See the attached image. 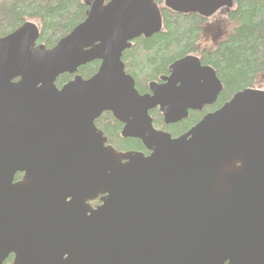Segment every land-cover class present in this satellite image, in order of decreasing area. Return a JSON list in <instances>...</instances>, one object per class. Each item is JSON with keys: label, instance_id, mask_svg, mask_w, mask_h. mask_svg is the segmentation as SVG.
<instances>
[{"label": "water", "instance_id": "95a60500", "mask_svg": "<svg viewBox=\"0 0 264 264\" xmlns=\"http://www.w3.org/2000/svg\"><path fill=\"white\" fill-rule=\"evenodd\" d=\"M82 2L86 19L52 49L37 45L35 21L0 39V264L10 254L12 264H264V90L236 93L172 139L148 111L159 106L171 124L213 103L215 70L188 55L141 96L121 58L132 40L162 31L158 6ZM234 6L164 2L203 18ZM94 61L82 79L78 69ZM65 74L74 78L58 90ZM104 111L150 154L107 145L93 125ZM17 172L25 178L13 184ZM98 195L96 210H81Z\"/></svg>", "mask_w": 264, "mask_h": 264}, {"label": "trees", "instance_id": "16d2710c", "mask_svg": "<svg viewBox=\"0 0 264 264\" xmlns=\"http://www.w3.org/2000/svg\"><path fill=\"white\" fill-rule=\"evenodd\" d=\"M227 20L235 25L231 35L218 42L212 51H200L197 42L203 31L205 19L196 14L163 12L164 32L149 39H138L122 56L125 72L133 76L139 92L146 91V83L165 74L167 66L191 54H199L202 65L215 70L223 85L216 107L220 108L233 96L252 88L256 79L264 73V0H234ZM86 6L82 0H0V39L11 34L27 21L40 26L37 45L52 49L57 43L86 19ZM99 62L81 66L78 75L88 80L98 70ZM74 76L62 75L56 80L60 87L72 81ZM165 126L160 118L154 126L177 136L192 128L196 118ZM100 127L117 150H139L138 140L120 139L119 124L108 114L99 119Z\"/></svg>", "mask_w": 264, "mask_h": 264}, {"label": "flooded vegetation", "instance_id": "af4514ba", "mask_svg": "<svg viewBox=\"0 0 264 264\" xmlns=\"http://www.w3.org/2000/svg\"><path fill=\"white\" fill-rule=\"evenodd\" d=\"M109 0H106V3L108 2ZM154 1V3L158 6V8H159V10H160V13H161V16H162V23H163V12L164 11H168V12H171V13H173V14H177V13H174V12H172V11H170V10H168V9H166L165 7H164V2H165V0H153ZM229 12L230 11H220V12H217V13H215V14H213L212 16H210V17H208V18H203V17H201V18H203V19H205V23L203 24V31H204V28L206 27V25L207 24H209V23H211L212 21H215L219 16H225L226 17V19H227V17H228V14H229ZM183 15V14H182ZM203 31H202V33H203ZM162 32H164V25H163V29H162V31H160L159 33H162ZM201 33V34H202ZM200 37H201V35H200ZM140 38H142V39H144V40H146V39H149V38H144L143 36H141V37H139V38H136V39H134V40H132L131 42H129V44L131 45L130 46V48L131 47H133L134 46V44H135V41L136 40H138V39H140ZM151 38V37H150ZM199 41H200V38H199V40H198V42H197V48H198V50H200V51H212V50H214L215 48H216V45H215V47L213 48V49H210V50H206V49H199V47H198V44H199ZM130 48H128V49H130ZM128 49H126V50H128ZM126 50H124L123 51V53H122V56H123V54H124V52L126 51ZM191 55H195V56H198L199 58H200V55L197 53V54H191ZM121 60H122V58H121ZM180 60V59H179ZM178 61V60H177ZM177 61H175V62H177ZM201 61V60H200ZM94 62H99V66H100V61H94ZM175 62H173V63H171L170 65H168L167 66V70H166V73L165 74H160L159 76H157V78L155 79V80H151V81H149V82H147L146 83V91H144V92H139V90H137V88H136V82H135V79L133 78V76H131L130 74H128L127 72H125L128 76H130L133 80H134V87H135V89H136V91L142 96V95H152V91H151V89H150V86L151 85H154V86H163L164 84H166V81L164 80L165 78H168L169 76H170V72H169V68H170V66L172 65V64H174ZM123 63V62H122ZM124 65V64H123ZM201 65H202V63H201ZM202 66H206V65H202ZM124 71H125V66H124ZM78 73V72H77ZM68 75V74H67ZM71 76H74V75H71ZM73 80V79H72ZM257 80V79H256ZM67 84V83H66ZM222 84V83H221ZM64 86V85H63ZM63 86H60V87H57L58 88V90H61V88L63 87ZM222 90H223V85H222ZM218 99V98H217ZM205 100H209V99H205ZM216 102H217V100H215L213 103H210V104H204V105H201V107H200V109H188V117L186 118V119H183L182 121H184V120H188L190 117H191V115L192 114H195L194 116H195V118H196V122L194 123V125L192 126V128L196 125V124H198L206 115H208V114H213V113H215L218 109H220V108H217L216 107ZM227 103V102H226ZM104 114H108L109 116H110V118H111V121H115L116 123H118L119 124V126H120V128H119V138L120 139H123V140H125V139H133V140H138V139H135V138H123L122 137V131H123V128H124V124L122 123V122H120V121H118L117 119H115L114 118V116H113V114L111 113V112H106V111H104V112H102L97 118H95L94 119V121H93V125H94V127H95V129L98 131V132H101L102 133V135H103V137H105L106 139H107V145H109V146H111V147H113L117 152H120V153H127V152H140V153H143L145 156H148L150 153L145 149V147L143 146V144H142V142L140 141V140H138L139 142H140V144H141V146H142V148H143V151H139V150H125V151H119V150H117V148H115L112 144H110L109 143V138L107 137V136H105V132L101 129V127H100V122H98L99 121V119H101V117L104 115ZM148 116L150 117V119H151V122H152V126H153V128L155 129V130H157V131H162V132H165V133H167L166 131H163V130H161V129H159V128H157V127H155L154 126V120H155V117L156 118H160L161 119V121H162V123L165 125V126H167V125H174V124H178V123H180V122H182V121H179V122H176V123H171V124H165L164 123V118H163V115H162V113L160 112V107L159 106H157V107H155V108H153V109H150L149 111H148ZM191 129V128H190ZM189 129V130H190ZM189 130H187L186 132H184V133H182V134H179V135H177V136H171V134H169V133H167V134H169L170 136H171V138L172 139H176V138H179L180 136H182V135H184V134H186ZM24 178H25V172H17L15 175H14V177H13V181H12V183L13 184H15V183H20V182H22L23 180H24ZM52 179H53V177H52ZM41 181V176H39V177H36V179H35V182H40ZM104 197V195H98L96 198H94V199H92V200H87L86 202H85V204L84 205H82L81 206V210H89V211H94V210H96L97 209V207H99L101 204H102V198ZM69 201H71V198H67L66 199V203L67 202H69ZM41 202L38 200V204H40ZM44 203L45 204H43L42 205V210L43 211H49V208H48V204H51L50 203V201L48 202L47 200H45L44 201ZM88 211V212H89ZM14 254H10L8 257H7V259L4 261V263L3 264H12L13 263V260H14Z\"/></svg>", "mask_w": 264, "mask_h": 264}, {"label": "rangeland", "instance_id": "374dc122", "mask_svg": "<svg viewBox=\"0 0 264 264\" xmlns=\"http://www.w3.org/2000/svg\"><path fill=\"white\" fill-rule=\"evenodd\" d=\"M234 29L235 25L229 22L225 16H219L204 28L198 44L199 49H213L218 42L226 40ZM254 87L264 90V73L257 78Z\"/></svg>", "mask_w": 264, "mask_h": 264}, {"label": "bare ground", "instance_id": "6f19581e", "mask_svg": "<svg viewBox=\"0 0 264 264\" xmlns=\"http://www.w3.org/2000/svg\"><path fill=\"white\" fill-rule=\"evenodd\" d=\"M252 88H254V86Z\"/></svg>", "mask_w": 264, "mask_h": 264}]
</instances>
